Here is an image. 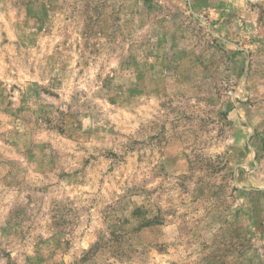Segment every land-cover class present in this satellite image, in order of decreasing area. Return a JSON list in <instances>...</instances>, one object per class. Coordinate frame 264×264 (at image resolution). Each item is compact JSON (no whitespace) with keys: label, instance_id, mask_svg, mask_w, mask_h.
<instances>
[{"label":"rangeland","instance_id":"374dc122","mask_svg":"<svg viewBox=\"0 0 264 264\" xmlns=\"http://www.w3.org/2000/svg\"><path fill=\"white\" fill-rule=\"evenodd\" d=\"M0 264H264V0H0Z\"/></svg>","mask_w":264,"mask_h":264}]
</instances>
